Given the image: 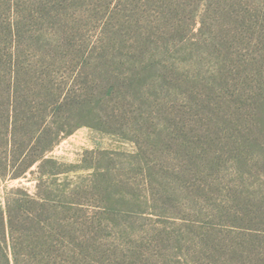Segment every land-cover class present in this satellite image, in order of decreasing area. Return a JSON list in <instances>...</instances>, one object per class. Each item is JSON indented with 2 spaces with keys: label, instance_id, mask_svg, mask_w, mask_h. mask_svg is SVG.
Masks as SVG:
<instances>
[{
  "label": "trees",
  "instance_id": "1",
  "mask_svg": "<svg viewBox=\"0 0 264 264\" xmlns=\"http://www.w3.org/2000/svg\"><path fill=\"white\" fill-rule=\"evenodd\" d=\"M179 5L177 0H0V179L36 173L35 193L12 189L0 207V264H84L88 243L68 235L76 224L60 216L78 210L61 199L74 188L67 183L52 188L64 171L47 154L81 126L121 135L122 120L144 119L141 112H122L121 102L142 97L149 87L181 89L183 107L204 105L202 136L210 138L213 128L226 125L236 166L264 173V64L247 53L237 55V45H226L228 32L221 48L212 36L189 38L190 29L171 13ZM222 51L225 56L217 54ZM206 56L214 66L204 62ZM223 106L232 108L230 115L220 112ZM235 119L240 125L227 128ZM212 141L197 149L203 170L220 166L225 153L210 150ZM241 201L250 213L264 215V194ZM251 227L243 225L244 232L264 235V229Z\"/></svg>",
  "mask_w": 264,
  "mask_h": 264
},
{
  "label": "rangeland",
  "instance_id": "2",
  "mask_svg": "<svg viewBox=\"0 0 264 264\" xmlns=\"http://www.w3.org/2000/svg\"><path fill=\"white\" fill-rule=\"evenodd\" d=\"M177 2L182 5L171 13L190 29L189 38L212 36L221 48L220 39L228 32L232 38L226 45H237V55L247 53L264 64V0ZM229 15L246 20L229 22ZM210 57L204 62L211 67ZM184 95L181 89L149 87L142 97L121 102L122 112L144 117L136 124L122 120L121 135L81 126L48 152L64 171L52 188L62 189L63 183L74 188L72 196L61 199L78 210L60 216L76 224V232L68 235L87 241L84 264H264L263 233L248 235L243 229H264V215L250 213L241 203L244 196L264 194V173L236 166L226 125L203 137L206 125L200 118L208 109L183 107ZM231 109L219 110L230 115ZM207 139H213L210 150L223 148L225 153L220 166L203 170L197 149ZM35 178L28 171L26 177L0 179V207L12 189L35 193Z\"/></svg>",
  "mask_w": 264,
  "mask_h": 264
}]
</instances>
